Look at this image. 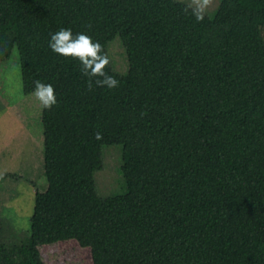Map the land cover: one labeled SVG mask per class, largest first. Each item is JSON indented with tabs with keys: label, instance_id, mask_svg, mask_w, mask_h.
Masks as SVG:
<instances>
[{
	"label": "trees",
	"instance_id": "1",
	"mask_svg": "<svg viewBox=\"0 0 264 264\" xmlns=\"http://www.w3.org/2000/svg\"><path fill=\"white\" fill-rule=\"evenodd\" d=\"M177 0H0V58L19 52L43 108L48 191L30 234L0 241V264H50L69 242L91 264H264V0H222L197 21ZM60 28L130 59L116 88L88 90L78 59L49 47ZM101 133L97 139L96 134ZM105 147H122L124 194L103 199Z\"/></svg>",
	"mask_w": 264,
	"mask_h": 264
},
{
	"label": "rangeland",
	"instance_id": "2",
	"mask_svg": "<svg viewBox=\"0 0 264 264\" xmlns=\"http://www.w3.org/2000/svg\"><path fill=\"white\" fill-rule=\"evenodd\" d=\"M186 4L190 0H177ZM222 0H212L206 14L214 17ZM110 64L126 76L130 59L121 37L108 47ZM43 108L34 96L24 92L19 52L0 58V241L22 243L30 234L38 195L48 191L45 176ZM122 147H105L104 170L97 174L98 194L107 199L122 195L127 189L122 174ZM50 264H91L88 249L76 242L43 249Z\"/></svg>",
	"mask_w": 264,
	"mask_h": 264
},
{
	"label": "clouds",
	"instance_id": "3",
	"mask_svg": "<svg viewBox=\"0 0 264 264\" xmlns=\"http://www.w3.org/2000/svg\"><path fill=\"white\" fill-rule=\"evenodd\" d=\"M211 2L212 0H190L188 7L197 21L204 19ZM49 47L54 53L80 61L82 73L89 77V91L93 88V77H97L94 81L96 86L110 89L118 87L119 81L105 71L111 62L108 53L104 46L99 41H94L90 35L83 32L74 34L71 28H60L51 34ZM34 84L32 95L42 108L51 109L57 104V96L51 83L36 80ZM101 135L97 133V139L101 138Z\"/></svg>",
	"mask_w": 264,
	"mask_h": 264
},
{
	"label": "crops",
	"instance_id": "4",
	"mask_svg": "<svg viewBox=\"0 0 264 264\" xmlns=\"http://www.w3.org/2000/svg\"><path fill=\"white\" fill-rule=\"evenodd\" d=\"M43 145H44V143H43ZM43 160H44V155H43Z\"/></svg>",
	"mask_w": 264,
	"mask_h": 264
}]
</instances>
